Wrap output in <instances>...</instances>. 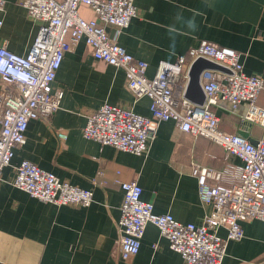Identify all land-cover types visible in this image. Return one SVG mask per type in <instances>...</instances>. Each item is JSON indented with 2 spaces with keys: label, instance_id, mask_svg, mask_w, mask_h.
I'll use <instances>...</instances> for the list:
<instances>
[{
  "label": "crops",
  "instance_id": "1",
  "mask_svg": "<svg viewBox=\"0 0 264 264\" xmlns=\"http://www.w3.org/2000/svg\"><path fill=\"white\" fill-rule=\"evenodd\" d=\"M21 3L6 0L0 11V46L26 56L39 23ZM135 5L138 16L117 42L149 64V77L187 57L202 41H209L241 53L245 73L264 78V0H135ZM81 13L94 18L88 8L83 7ZM108 31L115 34L113 28ZM54 86L65 94L61 108L48 120L29 123L26 143L16 150L12 165L3 172L0 264H182L181 255L153 224L146 228L138 255L121 258L117 224L124 193L117 182L137 181L143 189L142 199L154 204L156 214H171L183 224L201 225L211 207L200 199L192 168L225 170L228 162L223 148L181 131L173 121L158 125L145 156L84 138L82 129L88 116L104 103L152 116L151 100L134 97L124 70L96 60L85 42L66 53ZM258 105L264 108V90ZM247 112V105L238 110L227 104L215 108L221 130L243 133L255 142L263 130L245 120ZM59 133H64L66 140L58 137ZM24 160L73 186L93 189V204L56 206L16 188L15 167ZM229 162L237 168L242 165L238 158ZM100 171V184L94 186ZM241 224L244 238L229 243L222 264H264V221ZM227 234L226 228L218 231L222 238Z\"/></svg>",
  "mask_w": 264,
  "mask_h": 264
},
{
  "label": "built area",
  "instance_id": "2",
  "mask_svg": "<svg viewBox=\"0 0 264 264\" xmlns=\"http://www.w3.org/2000/svg\"><path fill=\"white\" fill-rule=\"evenodd\" d=\"M5 4L6 0H0V11ZM21 4L39 23V30L26 56L0 46V182L16 150L26 143L29 123L48 120L61 108L65 94L54 86L58 71L66 53L85 42L96 60L124 70L134 97L151 100L152 116L104 103L88 116L82 129L84 138L145 156L158 125L173 121L181 131L220 145L228 162L222 171L200 165L192 168L200 199L211 207L201 225L183 224L171 214H156L154 204L142 199L143 189L137 181H118L124 193L117 224L121 258L129 260L138 255L146 228L153 224L170 248L181 255L182 264H222L229 243L244 238L241 223L264 221V108L258 105L264 78L245 73L241 53L209 41H202L189 50L187 57L178 58L175 64L149 77V64L117 42L138 16L135 0H22ZM83 7L94 14L93 19L82 15ZM109 28L114 29L113 36ZM198 58L228 70L203 73V106L185 98L189 69ZM222 104L233 110L247 105L245 120L261 126L262 137L253 143L237 133L221 130L215 108ZM58 137L67 138L64 133ZM233 158L241 160L239 168L229 162ZM15 169L13 185L42 202L78 207H89L94 202L93 189L73 186L31 161L24 160ZM101 176L100 171L94 186L100 184ZM220 228H226V238L218 235Z\"/></svg>",
  "mask_w": 264,
  "mask_h": 264
},
{
  "label": "water",
  "instance_id": "3",
  "mask_svg": "<svg viewBox=\"0 0 264 264\" xmlns=\"http://www.w3.org/2000/svg\"><path fill=\"white\" fill-rule=\"evenodd\" d=\"M205 71L227 72L224 67L205 58H198L189 69V82L185 92V98L193 103L203 106L206 102V95L202 88V75ZM243 137L245 134L240 133ZM250 141V140H249ZM256 143V141H252Z\"/></svg>",
  "mask_w": 264,
  "mask_h": 264
}]
</instances>
